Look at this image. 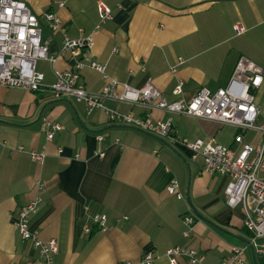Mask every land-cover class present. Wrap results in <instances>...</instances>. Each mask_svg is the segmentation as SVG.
Returning <instances> with one entry per match:
<instances>
[{"label": "crops", "instance_id": "crops-1", "mask_svg": "<svg viewBox=\"0 0 264 264\" xmlns=\"http://www.w3.org/2000/svg\"><path fill=\"white\" fill-rule=\"evenodd\" d=\"M21 1L38 16L42 40L58 57L55 63H37L48 85L57 81V71L73 64L69 54H62L65 33L93 36L92 48L80 56L85 63L80 83L92 94L115 78L119 92L122 84L142 88L152 82L167 101H187L203 88H225L242 56L264 69V0ZM99 2L112 8V19L101 22ZM48 12L62 18L63 31L49 29ZM236 23L246 28L244 34L236 35ZM90 62L104 65L105 74ZM256 96L261 120L264 82ZM103 103L137 117L171 119L189 140L214 137L236 146L233 126L142 102L106 98ZM54 124L62 128L49 140ZM226 127L233 129L229 139L222 135ZM31 152H44V162ZM192 155L181 144L171 146L164 138L113 123L102 108L89 112L84 101L0 86V264H48L15 225L22 206L36 198L40 202L30 226L43 241L57 239L54 264L136 263L147 253L155 256L154 264H171L167 250L182 246L197 250L199 262L180 256L178 264H222L234 247L249 244L252 233L241 208L226 202L229 178L205 172L203 158ZM173 179L182 198L167 190ZM38 183L45 184L40 193ZM97 214L107 216L106 232L93 224ZM185 217L194 219L191 227ZM247 264H264V257L248 248Z\"/></svg>", "mask_w": 264, "mask_h": 264}, {"label": "built area", "instance_id": "built-area-1", "mask_svg": "<svg viewBox=\"0 0 264 264\" xmlns=\"http://www.w3.org/2000/svg\"><path fill=\"white\" fill-rule=\"evenodd\" d=\"M58 5L64 7L65 1L59 2ZM98 13L101 22L113 17L112 8L103 2L98 3ZM45 19L51 31L64 30L63 20L58 14L48 12ZM234 31L236 35H242L246 28L241 23H236ZM93 44L92 35L71 37L65 33L62 54H69L73 64L65 71H57V81L48 85L37 63L39 60L55 63L58 57L51 55L48 43L42 40V27L38 16L24 1L0 0V86L23 88L31 92H48L55 99L74 98L84 101L89 112L102 108L113 123L164 138L171 146L181 144L192 151L193 159L201 156L205 172L229 178L225 188L226 202L232 209L241 208L244 226L252 233L249 244L234 247L231 256L225 258L222 264H247L248 248L264 257V123H259L261 108L256 96L264 82V69L242 56L225 88L215 92L203 88L187 101H167L152 82L142 88L122 84L123 92H119L120 83L115 78H111L100 93L92 94L80 83V73L85 67L80 56L88 52ZM179 63L183 64L184 60L179 58ZM89 66L105 74L104 65L90 62ZM174 70L176 68H173ZM181 87V84L177 86L175 92L181 93ZM106 98L131 103L142 102L168 113L233 126L237 129L234 136L236 146L219 143L214 137L189 140L178 134L171 119L153 120L149 116L137 117L132 113H121L105 107L103 101ZM46 125L51 124L46 121ZM61 128L60 125H52L51 130L47 132L48 139H53L54 132ZM249 133H254L255 136L247 140ZM98 138L102 140V136ZM31 156L35 161L43 163L46 154L31 152ZM37 189L39 193L42 192L45 184L38 183ZM167 190L178 198L183 197L176 179L169 183ZM39 202L40 198H36L22 206L15 225L22 239L37 248L46 263L54 264V256L59 250L57 239L43 241L30 226V218L37 212ZM107 220L105 214H97L92 222L100 231L106 232ZM184 221L189 227L194 224L192 217H185ZM91 231V226L85 227L86 233ZM185 235L188 236V232ZM165 255L171 264H178L177 259L180 256H187L190 263L199 262L197 250L185 246L171 248ZM155 259L152 253H147L138 262L129 261L126 264H154Z\"/></svg>", "mask_w": 264, "mask_h": 264}, {"label": "rangeland", "instance_id": "rangeland-1", "mask_svg": "<svg viewBox=\"0 0 264 264\" xmlns=\"http://www.w3.org/2000/svg\"><path fill=\"white\" fill-rule=\"evenodd\" d=\"M262 102V106H264V101H261ZM260 124L264 123V117L261 118ZM232 134H233V129L231 127H226L222 133V135L226 136L228 139L232 137ZM255 136L254 133H249L248 136H247V140L248 139H251Z\"/></svg>", "mask_w": 264, "mask_h": 264}]
</instances>
